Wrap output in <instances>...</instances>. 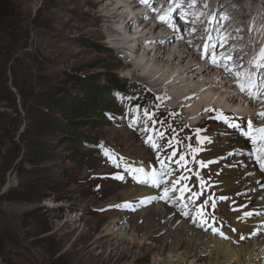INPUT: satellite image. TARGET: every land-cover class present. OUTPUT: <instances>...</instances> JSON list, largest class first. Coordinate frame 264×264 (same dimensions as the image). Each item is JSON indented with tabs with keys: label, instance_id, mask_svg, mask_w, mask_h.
I'll return each mask as SVG.
<instances>
[{
	"label": "rangeland",
	"instance_id": "1",
	"mask_svg": "<svg viewBox=\"0 0 264 264\" xmlns=\"http://www.w3.org/2000/svg\"><path fill=\"white\" fill-rule=\"evenodd\" d=\"M255 1L264 5V0ZM9 2L12 12L8 23L0 26V264L155 263V254L170 241L164 238L165 232L156 237L162 232L154 230L148 242L138 245L144 229L151 223L146 224L135 213L128 214V210L118 208L124 202H141L142 199L133 201L129 198L130 190L135 187L127 191L130 187L125 185L127 173L122 171L120 164L112 166L113 156L126 165L136 160L149 162L152 158L156 162L162 161L160 155L153 153L152 156V152L143 146L141 129L137 133V128L142 127L143 140L148 138L153 143L151 131L143 128L145 119L149 120L161 141L169 142L175 137L176 142L183 143L176 150L179 156L193 157L199 163L202 160L194 151L203 149L206 143L193 144L189 141L193 136L191 133L188 135L180 128L172 127L158 111L159 103L152 97V91L144 86V81L137 75H130V72H136L135 67L140 69L132 63L133 58L126 60L132 48H127L126 59L115 50L118 41L110 44V31L104 29L107 24L98 15L99 10H105L109 0ZM178 2L181 6L185 4L184 0ZM239 5L234 1L233 7L228 9L236 15V11L241 12ZM259 11L257 15L261 14ZM222 20L219 19L221 25ZM208 23L207 20L206 25ZM212 23V33H215L217 24ZM186 25L182 30L187 29ZM162 29L158 25L141 34L153 39ZM140 30L142 28L132 29L129 36ZM203 32L205 34L206 29ZM125 33L128 34V31ZM184 35L191 37L188 31ZM237 51L235 49L231 53V58L239 53ZM217 53L207 59L215 56L217 60ZM187 62V59L184 60L181 68L185 69ZM199 68L188 70V78L186 75L184 78L190 80L191 73ZM212 70L213 73L216 71ZM137 74H144L143 70L140 69ZM234 80L238 81L232 78L231 83ZM110 81L117 86L123 83L130 93L136 95L129 101L121 99V94H113L115 88ZM179 82L171 85L179 87L177 92L180 95H186L192 89L191 84L179 85ZM103 87L106 88L103 91L104 104L94 91ZM210 99L212 103L224 102V97L210 95ZM196 100L199 102V98ZM95 106L104 110V119L93 116ZM200 108L199 104L198 111ZM134 117L138 123H132L130 127L127 122L135 120ZM235 118L239 120L237 116ZM240 124L243 129L246 128L244 121ZM29 126L38 134L28 132ZM197 130H207V135L211 137L208 136L209 146L214 137H220V132L226 131L223 125L213 124L210 119L194 132ZM162 132L170 135L164 139L160 135ZM84 138L87 139L83 141ZM88 142L94 147L87 146ZM222 142L217 139L215 146H220ZM144 143L154 150L150 142ZM27 145L30 146L28 149ZM170 152V148H163L161 153ZM194 160L189 170L193 180H196L199 171ZM206 165L201 168L203 172L210 168L213 170L219 163L213 160ZM153 167L162 169L161 164ZM217 172L215 170L213 181L200 176L201 180L194 181L193 188L203 181L205 191L218 196L213 199L220 207L230 199L221 196L222 173L219 178ZM27 185L33 187L34 192H29ZM9 191L12 194H8ZM15 191L26 194L28 199H20L13 194ZM134 206L137 212L141 208ZM231 213L230 208L217 211L222 218ZM112 227L122 234H133L137 244L128 240L120 244L111 236H105L104 229ZM133 227L135 233L132 232ZM229 227L233 228L232 222ZM44 228L50 231L42 233ZM235 231L233 236L242 237L237 229ZM190 261L185 259L183 262L190 264ZM200 264L207 263L202 261Z\"/></svg>",
	"mask_w": 264,
	"mask_h": 264
},
{
	"label": "bare ground",
	"instance_id": "2",
	"mask_svg": "<svg viewBox=\"0 0 264 264\" xmlns=\"http://www.w3.org/2000/svg\"><path fill=\"white\" fill-rule=\"evenodd\" d=\"M152 1L154 0H147V3L143 0H109L106 3L105 10H99L98 13L100 14L98 15L107 24L104 29L110 31V44L120 42V39H122L115 50L120 53L123 50L121 54H124L129 46L130 49L132 48L127 58L133 57L134 62L132 63L137 64L144 74H137L140 69L135 67L136 72H130V75H137L136 77L144 81V86L152 91V97L159 102L158 111L163 113L172 127L180 128L188 135L191 133L193 136L189 141H192L193 144L198 140L206 143L203 149L193 150L205 164L214 160L218 161L219 165L214 167L213 170L210 168V170L203 172L200 162L198 163L193 157L189 158L187 156L181 162L182 166L178 167L176 161L179 160L180 156L176 153V150L181 148L183 143L176 142L175 137L169 142H163L157 134L158 136L154 135L153 137V143L157 144L158 147L152 150L147 143H144L142 127H138L137 133L140 129L142 132L140 138H142L143 146L152 152V156L153 153L161 156L171 175L163 177L166 183H162L160 187H153L151 183H140L138 181L146 179L145 175L132 173L126 171V169L143 168L144 172L150 175L153 171L160 172L162 170L153 167V165H160L161 162L153 161L152 158L149 162L136 160L126 165L122 164L123 161L114 157L113 161L116 165L120 164L123 172L126 171V173L132 174L127 175L125 182V185L130 186L127 191L135 187L130 190L129 198H132L133 201L138 199L146 201L143 204L140 202H124L123 205L130 204L132 207H122L120 205L118 208L124 211L128 210L130 212L128 214L135 213L146 224L151 223L150 227L144 229L142 238L137 242L138 245L148 242L154 230L162 232L160 236H156L158 238L165 232L163 236L170 241V246L165 245L163 249L155 254L156 258L153 264H184L185 259H190V264H200L202 261L207 264H228L229 262L233 264H264V171H261L254 155H252L251 141L242 135V131L247 130L249 120L252 121L253 129L264 128V117L260 115V113H264V95H261L258 99L250 98L247 91L242 92L238 86L243 80L240 79L237 82L234 80V83H231V79L236 77L230 74L224 66L228 64L231 67L241 63L243 66L236 68L235 71L255 72L251 65V56L254 57L258 53L260 46L264 48V43L261 39H258V33L262 31L261 27L258 26L264 24V5L255 0H231V3L230 0H184L185 4L181 6L178 0H158L154 2L155 5L158 2L160 3V6H155L157 8L156 13H149L150 9L154 8L153 5L150 9L148 8V11L146 8L139 10ZM234 1L240 3L241 12L235 10L237 16L228 9L233 7ZM112 6H114L113 10H111ZM135 9L141 12L145 11V13L148 12V14L137 16L132 12ZM257 11L261 13L259 19L255 17ZM159 17L165 19L162 21ZM145 18L149 20L147 19L146 22ZM219 19L220 21L223 19L222 25L219 23ZM150 20H152V23ZM196 20L198 21L195 22ZM207 20L209 23L206 25ZM200 22H202L201 25ZM212 22L217 24L215 33H212ZM135 24H138V26L135 27ZM184 24H187V29L182 30ZM158 25L163 29L157 37L152 39L141 34L142 31L148 28L149 30L155 29ZM137 28H142V30L129 36L130 31ZM205 29L204 34L203 30ZM126 30L128 34L125 33ZM187 31L191 35L189 38L184 35ZM263 34L264 30L262 31ZM218 37L219 40L217 41ZM124 42L125 45H123ZM198 43H200L199 46ZM228 43H230L229 47L224 49ZM235 49H238L237 52L239 53L237 55L234 53L235 55L231 61L221 58L222 55L231 56ZM215 53L219 54L217 64L212 63L213 59H207ZM186 59L188 60L187 67L185 69L181 68ZM197 66H200V68L191 73L190 80L184 78V75L188 78V70ZM212 68L216 70L214 73ZM178 80L180 81L179 85L191 84L192 89L186 95H180L177 92L179 87L171 85ZM259 83L264 86V78ZM235 87L236 90H233ZM155 88H157L156 91ZM210 95L215 98L224 97V102L212 103L213 100L210 99ZM196 98H199V102ZM165 103L174 105L165 108L162 105ZM199 104L201 108L198 111ZM207 104H210L208 117L202 116L198 120L200 115L203 114L202 109ZM161 106L164 109H160ZM187 115H189V120L192 122L198 120L195 125L193 123L184 124L181 121L180 117L185 118ZM220 115L229 117L233 122L239 124L240 121L245 120L246 128L241 127V130L237 131L222 120L216 119ZM235 116H240L239 120ZM207 119H210L213 124L223 125L226 130L220 132L224 136H216L217 138L212 139L211 146L208 145L209 135L206 133L207 130L199 131L198 135L197 131L194 132L195 129L202 128ZM143 123V128L146 130L153 128L149 120L145 119ZM128 124L130 125V123ZM160 135L165 139L170 134L162 132ZM174 136L178 137L177 134ZM217 139L223 141L220 146H215ZM258 141L261 142L259 139ZM163 148H170L171 152L162 154ZM174 151L176 155L172 156ZM193 160L196 169L199 171V177H196V180L200 181L201 176L213 181L215 170L219 171L217 172L219 178L222 173L219 189H222L221 196L230 199L226 205L219 207L220 204H216L213 199L218 198V196H215V193L211 195L208 191H202V195L194 204L189 198L191 193L188 192L184 194V199H180L181 193L179 191L172 192L171 190L169 199L159 198L163 196L164 188L168 187L170 189L172 181L180 176L187 177L181 183L187 184L192 192L202 189L200 183L193 188V183L196 180H193L194 176L190 175L189 170V165ZM133 163L134 167L132 166ZM113 169L115 168L113 167ZM208 184L212 183L208 182ZM153 197L156 199H150ZM204 201H207V206L204 208L206 222L202 224L196 214V208L200 207ZM213 202H215L214 208L211 206ZM134 205L141 207L138 212ZM229 208L232 213L226 215L227 218H222L217 214V211ZM186 212L188 215L184 214ZM245 213H251V215L246 216ZM129 222L130 220L127 224ZM231 222L232 227L238 230V234H241L243 239L233 236L235 234L221 226V224H224L225 227H229ZM132 232L135 233V227L132 228ZM103 233L105 236H111L120 244L126 243V240L132 244H137V239L134 238L133 234L130 236L122 234L120 230L114 231L113 227L104 229ZM220 233H223V235H220Z\"/></svg>",
	"mask_w": 264,
	"mask_h": 264
},
{
	"label": "snow or ice",
	"instance_id": "3",
	"mask_svg": "<svg viewBox=\"0 0 264 264\" xmlns=\"http://www.w3.org/2000/svg\"><path fill=\"white\" fill-rule=\"evenodd\" d=\"M143 2L147 3V0H143ZM160 19L163 21L165 18L161 17ZM221 58L226 59L228 61H231V59H232L231 56H224V55H222ZM212 63L213 64L218 63L215 56L213 57ZM251 64H252L253 68L255 69V72L235 71L236 68L243 66L241 63H237L231 67L228 64H225L224 66H225V69L227 71H229L230 74H233L238 80H240V79L243 80V82L238 85L242 92L247 91V94L249 95L250 98L258 99L261 95H264V86L260 85V83H259L260 79L264 78V72H262V70H264V48H262L260 50L258 56L251 62ZM260 115L262 117H264V113H260ZM216 119L222 120L223 122L227 123L229 127H232L233 129H235L237 131L241 130V124L233 122L231 120V118H229V117H225V116L220 115V116H217ZM199 131L200 130H197V135L199 134ZM242 135L245 136L246 138H248L251 141V143L253 144L252 155H254L255 160L259 164L261 171H264V128L253 129L252 121L249 120L247 122V130L242 131ZM258 139L261 141L260 143H258ZM149 142L151 143V145L154 149L158 147L157 144L151 142V139L149 140ZM198 142H201V141L198 140ZM175 155H176V153L174 151L172 153V156H175ZM184 160H185V157L183 155H181L179 157V160L176 161L177 166L178 167L182 166L181 162H183ZM161 165H162V170L160 172L153 171L150 175L148 173H145L143 168H130V169H126V171L145 175L146 179L143 181H138L140 183H146V184L151 183V185L153 187H160V185L162 183H166V181L163 179V177L166 175H168V176L171 175V172L168 171L167 166L164 165L163 161H161ZM200 165H201V167L207 166L203 161L200 162ZM196 175H197V177L199 176L198 173ZM118 178L122 179V177H118ZM134 179H135V176H134ZM186 179H187V177L180 176L179 178L173 180L172 184H171V188L169 189L168 187H165L163 196L159 197V198H162L165 200L169 199L170 198L169 192L171 190L172 192L179 191L181 193L180 199H184V194L186 192H188V193H191L189 198L191 199V201L194 204L195 201L197 199H199L200 195H202V193L192 192L187 184L181 183V181H184ZM200 186H201V188L204 187L203 181H201ZM150 199H156V198L153 197ZM145 202L146 201L142 200L140 203L143 204ZM205 206H207V201L202 202L200 207L196 208V214L199 217L202 224L206 222V217H205V213H204ZM211 206L214 208L215 202H213ZM122 207L131 208L132 206L130 204H124V205H122ZM184 214L188 215L187 212ZM245 215L250 216L251 213H245ZM233 231H235V229H233ZM220 235H223V233H220ZM241 239H243V237H241Z\"/></svg>",
	"mask_w": 264,
	"mask_h": 264
},
{
	"label": "trees",
	"instance_id": "4",
	"mask_svg": "<svg viewBox=\"0 0 264 264\" xmlns=\"http://www.w3.org/2000/svg\"><path fill=\"white\" fill-rule=\"evenodd\" d=\"M11 12H12V7L10 5L9 0H0V26H3V23H8V16H10V13ZM110 82L112 84V87L115 88V90H113V94H116V93L121 94L124 98H126V100L132 99L133 96L135 95L134 93H130V91L128 90V87L126 85H123V83H121L120 85L117 86L114 81H110ZM105 90H106L105 87H103V89H99V90L96 89V90H94L96 92L95 94H96V97L98 98V100L99 101H103L102 104H104L103 91L105 92ZM116 97H118V96H116ZM118 98H120V97H118ZM103 111L104 110L101 107L95 106V111L93 113L94 114L93 116H95L99 120H102V118L104 119V116H105V113ZM27 131L30 132L33 135L34 134H38V132L36 131V129H31L30 130V126H29V128H27ZM85 139H87V138H84L83 141H85ZM86 144L89 147H91L93 145L92 143H89V142L86 143ZM27 147H30V146L27 145L26 148ZM92 147H94V145ZM26 188L29 189V192H34L33 187H30L29 185H27ZM17 192L18 191H15L13 194H15L16 196H18L20 199H28L27 197H29V196H26V194H20V193H17ZM9 193H11V191H9L8 194ZM49 231H50L49 228H44L41 232L42 233H46V232H49Z\"/></svg>",
	"mask_w": 264,
	"mask_h": 264
},
{
	"label": "water",
	"instance_id": "5",
	"mask_svg": "<svg viewBox=\"0 0 264 264\" xmlns=\"http://www.w3.org/2000/svg\"><path fill=\"white\" fill-rule=\"evenodd\" d=\"M8 189V188H7Z\"/></svg>",
	"mask_w": 264,
	"mask_h": 264
}]
</instances>
